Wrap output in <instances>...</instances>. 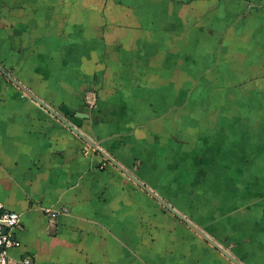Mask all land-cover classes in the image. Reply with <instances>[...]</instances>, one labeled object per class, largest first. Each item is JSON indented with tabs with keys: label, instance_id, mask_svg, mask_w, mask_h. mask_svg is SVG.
<instances>
[{
	"label": "crops",
	"instance_id": "0c3cea01",
	"mask_svg": "<svg viewBox=\"0 0 264 264\" xmlns=\"http://www.w3.org/2000/svg\"><path fill=\"white\" fill-rule=\"evenodd\" d=\"M0 64L264 264V0H0ZM0 206L15 262L234 264L1 73Z\"/></svg>",
	"mask_w": 264,
	"mask_h": 264
},
{
	"label": "water",
	"instance_id": "95a60500",
	"mask_svg": "<svg viewBox=\"0 0 264 264\" xmlns=\"http://www.w3.org/2000/svg\"><path fill=\"white\" fill-rule=\"evenodd\" d=\"M0 73L6 76L12 83L19 87L23 92H25L32 100L37 102L40 106L49 111L52 115L58 118L63 124H65L70 130L77 134L82 140L89 144L93 149L99 152L108 162H110L114 167H116L121 173H123L127 178L132 180L139 188L144 190L147 194L158 201L166 210L173 214L178 220L186 224L195 234L200 238L210 244L213 248L223 254L227 259H229L234 264H244L241 260L235 257L228 249H226L222 244L217 242L210 234L204 231L201 227L195 224L191 219H189L185 214L176 209L170 202H168L164 197L157 193L154 189L148 186L144 181L132 173L127 167L119 163L111 154L105 151L100 145L88 137L82 130V121L87 118V115L70 109L65 104L61 105L59 111L54 109L50 104L37 96L33 91H31L25 84L20 82L16 77L9 73L0 64ZM7 229H4L6 232Z\"/></svg>",
	"mask_w": 264,
	"mask_h": 264
},
{
	"label": "built area",
	"instance_id": "2783aa9c",
	"mask_svg": "<svg viewBox=\"0 0 264 264\" xmlns=\"http://www.w3.org/2000/svg\"><path fill=\"white\" fill-rule=\"evenodd\" d=\"M18 228H22L21 213L0 206V264H35L34 259L30 256L23 257L16 262L9 257L8 250L19 244L12 237L11 231ZM4 229L7 231L4 232Z\"/></svg>",
	"mask_w": 264,
	"mask_h": 264
},
{
	"label": "rangeland",
	"instance_id": "374dc122",
	"mask_svg": "<svg viewBox=\"0 0 264 264\" xmlns=\"http://www.w3.org/2000/svg\"><path fill=\"white\" fill-rule=\"evenodd\" d=\"M166 199V198H165ZM167 200V199H166ZM168 201V200H167ZM168 211V210H167ZM183 214H185L189 219H191L193 222H194V220L191 218V215L188 213V212H185V211H183ZM173 215V214H172ZM174 216V215H173ZM175 217V216H174ZM180 221V220H179ZM182 224H184L183 222H182ZM185 226H186V228H188V229H190L186 224H184ZM191 230V229H190ZM194 233V232H193ZM195 234V233H194ZM196 236H198L197 234H195ZM225 247V246H224ZM226 248V247H225Z\"/></svg>",
	"mask_w": 264,
	"mask_h": 264
}]
</instances>
